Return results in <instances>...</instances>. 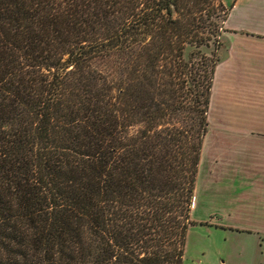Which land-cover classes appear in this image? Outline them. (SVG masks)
<instances>
[{
	"label": "trees",
	"instance_id": "16d2710c",
	"mask_svg": "<svg viewBox=\"0 0 264 264\" xmlns=\"http://www.w3.org/2000/svg\"><path fill=\"white\" fill-rule=\"evenodd\" d=\"M230 11L0 0V264H183Z\"/></svg>",
	"mask_w": 264,
	"mask_h": 264
},
{
	"label": "crops",
	"instance_id": "0c3cea01",
	"mask_svg": "<svg viewBox=\"0 0 264 264\" xmlns=\"http://www.w3.org/2000/svg\"><path fill=\"white\" fill-rule=\"evenodd\" d=\"M225 27L226 55L216 69L200 162L203 166L204 159L206 167L199 168L198 178L208 188L223 187L221 206L229 218L264 221V0H236ZM233 220L232 225L240 224ZM253 228L240 229L253 231L248 235L261 245L264 225Z\"/></svg>",
	"mask_w": 264,
	"mask_h": 264
},
{
	"label": "rangeland",
	"instance_id": "374dc122",
	"mask_svg": "<svg viewBox=\"0 0 264 264\" xmlns=\"http://www.w3.org/2000/svg\"><path fill=\"white\" fill-rule=\"evenodd\" d=\"M223 2L232 10L236 0H223ZM221 53L222 56L223 54L226 55V52L222 50ZM215 110L219 111L220 106ZM212 118H216V113L213 112ZM201 167V172H205L204 159L203 166L200 164V169ZM222 192L223 187L212 186L208 188L204 180L201 177L198 178L195 199L197 203L193 205L192 209V219L198 224L188 228L183 264H257L254 262L255 260H264V235H260L263 240H259L261 244L259 245L258 241L254 242L256 238L248 235L253 231L240 229L263 226L264 221L249 219L248 217L229 218L228 214L227 217L223 210L224 205L221 206L224 201V193ZM217 207L219 208L215 213L218 217L213 218L212 210ZM233 219H237L240 224L238 226L232 225ZM233 227L239 228L232 229Z\"/></svg>",
	"mask_w": 264,
	"mask_h": 264
}]
</instances>
